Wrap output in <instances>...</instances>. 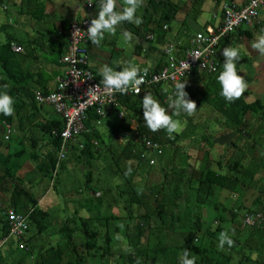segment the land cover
I'll return each mask as SVG.
<instances>
[{"label": "crops", "instance_id": "1", "mask_svg": "<svg viewBox=\"0 0 264 264\" xmlns=\"http://www.w3.org/2000/svg\"><path fill=\"white\" fill-rule=\"evenodd\" d=\"M83 1L0 0L2 12L0 44L9 41L22 47L21 51L10 48V56L13 55L15 63L9 66L18 81L4 79V68L0 62L1 91L5 85L7 88L12 85L25 86L32 94L48 93L55 88L64 67L60 56L68 45L67 24L74 18L92 19L98 13L96 2L92 7H85ZM224 1L145 0L137 12L143 20L138 27L124 23L117 28L114 35L106 33L99 46L92 45L90 41L85 44L89 54L88 65L98 79H101L98 73L105 64L116 71L129 64L137 66L141 71L145 68L155 71L163 66H170L193 46L197 32L207 26L215 27L221 22ZM233 1L242 5L248 0ZM121 3L122 0H118V4ZM123 30L132 32L134 39L125 41L122 37ZM260 35H264V4L259 8L252 24L241 26L220 40L216 50L219 65L215 72H195L181 78V82L186 81L185 91L189 94L188 98L197 105L194 115L182 113L181 116L174 117L180 121L182 130L174 133L171 138L166 130H159V133L165 134L161 137L162 142H158L159 152L143 151L138 168L134 160H126L127 164H132L136 168L133 178L134 189L145 194L150 204L152 196L149 195V187L161 182L165 170L170 168L185 170L193 177V183L203 172L212 170L236 175L244 182L238 190L217 189L215 198L225 206V210L238 208L240 221L242 211L247 208L258 210L264 216V116L259 112L240 111L245 103L260 101L264 104V57L250 47L251 42ZM224 47L239 50L241 59L236 65L238 75H241L248 84L242 97L231 103L220 95L221 86L217 81L218 74L223 70ZM166 48L169 51H166ZM173 91L174 85L166 82L146 88V92H151L166 109L168 97ZM23 92L26 93V91L19 93L22 99L28 98L27 93L25 97L22 96ZM143 95L141 94L140 98L132 94L127 95L118 100V105L107 116L102 119H88L89 126L85 123L86 130L70 144L69 160L58 175V179L54 180L56 183L53 189H51L53 180L38 169V161L32 157V152L47 153L51 150L47 136H39L37 124L45 120L62 118L46 103L24 106L14 110L12 116H5L10 120L3 121V124L10 125L12 134L8 140H4L3 134H0V154L13 155L22 147L27 148L23 163L15 171L16 178L25 191L36 200L38 208L48 213L47 220L51 224L47 222L48 227L42 233L30 231L27 214L8 206L11 190L1 188L6 183L10 184V179H6L7 182L0 180L2 264H36L42 249L64 244L65 240L59 229L65 219L72 214L87 217L99 210L100 215L109 213L121 215L123 204L117 193L124 188V182L115 171L117 166L113 163L112 156L119 154L127 141L126 137L134 136L138 128L143 127L148 133H153L143 121ZM168 112L171 114L172 110L168 109ZM240 120L245 121L244 126L239 124ZM105 122L110 128L106 133H102L98 126ZM91 131L99 136V139L91 138V143L97 141L94 146L101 145V149L98 150L96 158L88 161L84 158L79 159L78 143H84L86 133ZM12 155L8 163L10 166L15 163ZM151 159L153 163H150ZM2 161L0 158V173L4 167ZM95 161H102V165L96 171L93 170ZM77 170L81 172L75 174ZM100 170L103 174H100ZM104 190L112 191V196L116 200L106 201ZM96 206L99 208H95ZM9 209L26 216L28 227L22 237L6 232L7 224L4 223L7 217L5 220L4 212ZM208 210L214 211L211 206L202 205L203 220L206 219ZM227 218L220 223L225 231H229L232 226L231 220L228 216ZM215 222L216 217L212 223L204 225L213 228ZM76 237L77 241L80 240L79 235ZM116 243V247L121 246L119 241ZM25 246H29L28 250ZM94 260L96 264H105L103 261ZM115 263V257H109L106 264Z\"/></svg>", "mask_w": 264, "mask_h": 264}, {"label": "trees", "instance_id": "2", "mask_svg": "<svg viewBox=\"0 0 264 264\" xmlns=\"http://www.w3.org/2000/svg\"><path fill=\"white\" fill-rule=\"evenodd\" d=\"M171 8L174 9L172 6ZM70 23L71 20L66 29L67 42ZM13 59V55L10 56L9 41L0 44V62L4 68L3 77L6 80L18 81L15 73L13 71L11 73L9 66L15 63ZM2 89L14 98V110H19L24 106H34L38 103L35 93L29 92L25 86L12 85L10 88ZM20 91H26L28 98L22 99L19 95ZM26 93L23 92L22 96L25 97ZM127 95L130 94H120L118 100H122ZM135 97L140 98L141 94H137ZM240 111L259 112L264 116V104H261L260 101L245 103L241 106ZM89 118H97L93 109L87 112V117L84 120L86 126H89ZM9 120L0 114V134H3L4 140H8L12 134L11 131L8 138H5L6 126L9 124L4 125L3 121ZM239 122L241 126L245 125L244 120ZM62 126L63 121L58 118L39 122L37 124L40 131L39 136H47V143L50 144L51 150L47 153L32 152V157L38 161V169L42 173L48 174V177L53 180V188L56 183L54 180L58 179V175L65 168L70 154L68 152L65 155L55 171L61 140L59 132ZM164 135L159 131L148 133L146 129L140 127L134 136L126 137L127 141L119 154L112 156L113 163L117 166L115 171L119 173L124 182V188L117 193L123 204L121 215L112 213L100 215L99 210L94 215L90 214L87 217L78 216L77 213L72 214L65 219L59 229L65 243L42 249L36 264H96L94 259L106 264L109 257H115V264H136L137 258L140 259V264H180L181 252H184L185 249L189 250L190 257L195 256V264H264V216L262 224L242 227V219L241 221L238 219L239 209L225 210V206L215 198L217 189L238 190L244 183L238 176L206 170L193 183V177L188 175L185 170L170 168L163 172L159 184L149 187V195L152 196L151 204L145 194L134 189L133 178L136 168L132 164H127L126 160H134L138 168V162L142 159L143 153L150 151L146 148L143 137L152 142L161 143V137ZM91 138L99 139V136L94 135L92 131L86 133L83 147L79 149V156H77L79 159L84 158L88 161L98 156L101 145L95 147L91 143ZM168 139L165 138V140ZM26 149L22 147L13 155L9 153L7 156H1L0 154L4 166L0 173V180L7 182L6 179H10L11 181L10 184L2 185L1 188L11 190L8 206L27 214L31 226L30 231L39 234L48 227V213L38 208L33 196L20 185L15 172L23 163ZM11 155L15 162L12 166L8 165ZM129 167L131 173L126 175V170ZM54 171L55 175H53ZM103 195L106 201L116 200L112 196V191L104 190ZM202 205H209L217 212L218 224L214 228L204 225ZM256 211L259 212L247 208L242 211L241 217L246 213L250 214ZM227 216L232 222V226L227 232L233 239L234 245L230 248L226 245L221 251L217 248L218 235L225 230L220 223L226 221ZM4 217L6 220V215ZM4 224H7L6 232L8 233L7 220ZM120 225L123 227L121 228ZM77 235L80 236L78 241ZM117 241L121 243L118 249L116 248ZM25 247L28 250L29 246ZM0 264H2L1 257Z\"/></svg>", "mask_w": 264, "mask_h": 264}, {"label": "built area", "instance_id": "3", "mask_svg": "<svg viewBox=\"0 0 264 264\" xmlns=\"http://www.w3.org/2000/svg\"><path fill=\"white\" fill-rule=\"evenodd\" d=\"M94 3L95 0L91 5L87 3V0L83 1L85 7H92ZM263 4L264 0H248L242 5H238L233 0H225L222 3L221 22L215 27L207 26L197 32L194 36L193 46L185 51L182 58L170 66H163L155 71L148 70L145 77L146 82L141 85L139 94H145L146 88L164 82L175 85L187 74L201 71L215 72L219 65L216 59V50L220 40L234 33L241 26L252 24ZM90 21V18H74L71 20L68 30V45L60 57L64 66L62 75L57 79L55 88L52 91L48 93L35 92L37 102L51 105L63 121L62 129L59 132L61 140L55 171L59 162L68 154L70 144L86 130L84 120L87 117V112L93 109L97 118L102 119L118 105L120 94H106L103 85L100 84L101 79L95 77L88 65L89 54L85 44L89 42L86 30ZM77 28L80 30L75 32ZM10 48L15 51L22 50V47L14 42H10ZM166 51H169V49L166 48ZM192 56H199L200 59ZM186 63L190 65L188 70L185 67ZM141 74H143V70ZM95 86L96 91H89ZM128 94L135 93L129 88ZM6 127L5 138H8V134L11 133L12 129L9 125ZM143 141L146 148L151 152H159L160 146L158 143L145 137H143ZM93 143L97 144V141ZM78 146L82 148L83 143L79 142ZM150 163H153V159L150 160ZM55 171L53 175H55ZM4 213L9 223V233L22 237L27 232L28 227L26 216L17 213L13 209H9ZM262 221L263 215L260 212L246 213L242 217L243 226L260 225Z\"/></svg>", "mask_w": 264, "mask_h": 264}, {"label": "clouds", "instance_id": "4", "mask_svg": "<svg viewBox=\"0 0 264 264\" xmlns=\"http://www.w3.org/2000/svg\"><path fill=\"white\" fill-rule=\"evenodd\" d=\"M93 2L94 0H87L89 5ZM95 2L98 13L91 19L86 30L88 41L92 45L99 46L106 33L114 35L117 28L124 23L138 27L143 22L142 17L137 15V12L144 5L145 0H122L121 4H118V0H95ZM79 30L77 28L75 32ZM122 37L125 41L134 39L133 33L128 30L122 31ZM250 47L261 57H264V35L256 37L251 42ZM222 56L224 57L223 70L218 74L217 81L221 86L220 95L231 103L242 97L248 88V84L241 75H238L236 65L241 59L239 50L233 47H224ZM192 57L200 59L199 56ZM185 67L188 70L190 65L186 63ZM147 72L148 69L145 68L141 74V69L131 64L119 71L105 64L98 75L101 77L100 84L103 85L106 94L126 95L131 88L137 95L141 91V85L146 82ZM4 87L6 89L7 85ZM185 87V80L175 83L174 91L168 97L167 109L154 98L151 92H145L142 97L143 121L150 131L157 132L163 129L171 138L174 133L182 130L180 121L174 117H179L182 113L188 116L195 114L197 105L195 101L188 98L189 94L185 91ZM96 90V86L89 89V91ZM168 109L172 110L171 114H169ZM0 114L4 116L14 114V98L7 91H0ZM121 115L123 114L121 113ZM130 173L131 168L129 167L125 174L129 175ZM120 227L122 228L123 225ZM226 245L230 248L234 245V241L227 231H222L218 237L217 248L223 251ZM136 264H140L139 258H137ZM180 264H195V256L190 257L189 250L185 249L181 254Z\"/></svg>", "mask_w": 264, "mask_h": 264}, {"label": "rangeland", "instance_id": "5", "mask_svg": "<svg viewBox=\"0 0 264 264\" xmlns=\"http://www.w3.org/2000/svg\"><path fill=\"white\" fill-rule=\"evenodd\" d=\"M1 11H0V16H1ZM2 19V18H1ZM3 20V19H2ZM2 35H3V33H2ZM98 128H99V131H103L102 133H106V131L110 128H108V125L106 124V122L102 125H99L98 126ZM94 168H93V170H97L98 169V167H100L101 165H102V161H95L94 162ZM80 173L81 171L80 170H77V172H75V174H77V173ZM100 174H103V171H101L100 170ZM81 176V175H80ZM51 187V186H50ZM51 189H53V187L51 188ZM84 211H82V213H83ZM217 216V212H214L213 210H208V214H207V217H206V219H204V224L205 225H209V223H212V220L214 219V217H216ZM49 220V219H48ZM47 220V222L49 223V224H51V222L50 221H48ZM58 222V221H57ZM216 223L217 222H215L213 225H212V227L214 228L215 227V225H216ZM55 225V223L53 222L52 223V226H54ZM220 234V233H219ZM219 236V235H218ZM120 246H118V247H116L117 249L119 248ZM182 253V252H181Z\"/></svg>", "mask_w": 264, "mask_h": 264}]
</instances>
